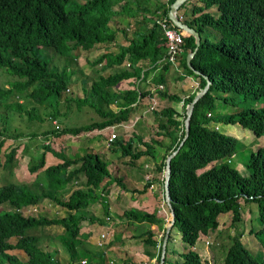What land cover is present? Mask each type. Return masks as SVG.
<instances>
[{"label":"trees","instance_id":"trees-1","mask_svg":"<svg viewBox=\"0 0 264 264\" xmlns=\"http://www.w3.org/2000/svg\"><path fill=\"white\" fill-rule=\"evenodd\" d=\"M171 1L0 0V73L7 77V85H0V105L5 111L1 118L0 146L4 137L15 139L24 134L8 127L10 118L25 113L26 119L50 120L59 113L61 99L64 108H69L71 102L76 107L86 105L97 118L73 126L54 127L51 123L52 127L40 131L44 136L102 130L101 135L107 138L110 128L128 121L141 103H155L156 99L164 98L167 101L163 105L150 106L152 122L147 138L132 129L131 135L114 136L107 142L112 150L118 151L119 162L133 165L140 156L153 162L155 174L146 177L139 189L131 188L130 193H142L152 181L158 180L161 195L164 156L182 136L185 104L205 83L202 75L186 66L185 54L193 49L194 41L168 19ZM177 13L199 33L200 41L190 62L211 82L194 102L188 134L170 159L168 189L174 221L166 239L163 264H201L195 240L217 227L221 213L230 211L231 222L237 221L240 202H252L255 206L253 219L257 227L251 225L248 231L260 236L263 251L259 256L254 255L243 245L241 232H235L229 235L222 262L264 264V143L247 153L244 165L248 173L241 175L227 164L229 156L237 150L238 140L217 126L236 123L254 136H264V103L258 107H240L234 113L226 110L227 104L236 105L238 96L257 99L264 95V0H185L177 7ZM160 20L181 36L176 61L182 70L175 74H169L172 63L166 58L168 40ZM94 49L99 50L98 54L88 60V65H100L95 74L90 77L84 74L81 78L83 95L64 96V90L74 82L70 77L74 70L66 71L65 64L58 65L52 55L75 59L79 50ZM186 76L196 80L197 88L180 95L171 89V81ZM148 80L151 88L146 87ZM122 81L125 85L118 86ZM24 99H33L49 109L41 115L32 113V108L22 103ZM177 102L179 107L175 105ZM26 133L35 136L37 131ZM132 136L142 146L134 144ZM160 147L163 150L157 156ZM16 149L15 145L10 147L1 163L8 176L0 181V264H83L85 261H76L72 239L87 236L81 230L83 220L91 224L106 220L75 211L97 200L107 213L104 194L112 183L128 190L124 174L111 172L109 161L98 151L87 149L69 155L61 146L55 150L43 143L38 157L27 163V170L34 173L30 183L12 180L9 177ZM47 152L59 160L46 163ZM222 158L223 164L215 163ZM79 176H83L82 186L76 185L63 197L61 191L66 184ZM42 197L65 208L66 213L47 217L22 212L23 207L35 204ZM122 215L128 227L147 222L161 228L159 239L153 237L150 229L136 236H140L146 255L157 264L163 217L156 210L134 207L124 209ZM51 224L62 228V243L67 249L65 261L56 257L54 247L40 244L39 231ZM173 234L181 242L180 250L172 249L169 244L167 247ZM10 237L14 239L11 241ZM167 249L177 257L166 259ZM95 254L103 258L102 253ZM128 263L142 264L132 259ZM121 264H125V259Z\"/></svg>","mask_w":264,"mask_h":264},{"label":"rangeland","instance_id":"rangeland-1","mask_svg":"<svg viewBox=\"0 0 264 264\" xmlns=\"http://www.w3.org/2000/svg\"><path fill=\"white\" fill-rule=\"evenodd\" d=\"M80 2L81 0H72ZM119 39V36L117 37ZM99 50L84 51L79 50L78 56L75 59L58 57L52 55L53 60L58 64H65L66 71L73 69L71 74V79L74 80L70 88L65 89L63 95L65 96H82V81L81 78L86 75L90 77L95 74V69L99 67L100 64H95L93 66L88 65V60L93 59ZM177 61L172 63L171 71L176 73L181 71L182 67H176ZM176 68H180L176 70ZM112 70V68L110 69ZM187 77V76H186ZM7 77L3 73H0V85L6 86ZM189 79V84L187 85L184 81H172L170 88L173 91L178 92L180 95H185L191 90L197 88L196 80L192 77H187ZM86 85V84H84ZM125 85L122 81L118 86ZM13 97V96H12ZM63 97V96H61ZM18 101L21 99L14 96ZM11 100V97L9 98ZM26 108H32V113L43 114L44 110H48V107H44L33 101V99H24L22 101ZM264 103V95L253 99L251 97H246L241 99L239 96L236 98V105L227 104L226 110L233 111V113L240 107L251 106L258 107ZM69 108L63 107V99L59 101L58 110L59 113L55 117L59 124V127L63 125L73 126L82 125L90 121L91 119H96L97 115L92 108L88 106L76 107L74 102H71ZM159 107L163 105L158 99L155 103L144 104L140 108H144L143 112L136 110L132 114L131 118L123 123L122 125L110 128V131L116 133L115 136H129L132 129L138 131L141 135L147 138L151 129L152 113L149 111L150 106L153 105ZM180 102L175 103L179 107ZM110 107L115 108L114 104H110ZM5 115L4 108L0 105V125L2 124L1 118ZM6 117H9L6 114ZM211 123V122H210ZM221 127L225 133L235 136L238 140L237 150L229 156L228 165L234 167L241 175H246L248 170L244 165V160L247 153L250 150H254L258 145L264 143V136H254L252 132L247 128H240L236 123H226L224 125H217ZM8 127H15L17 130L24 132L20 134L15 139L13 137H4V140L0 146V181L7 178L8 173L5 168H2V161L4 158V153L12 146H17V149L13 153L12 157V175L9 177L12 180L22 181L30 183L34 175L33 172L27 170V163L30 160L36 159L41 152L42 144L48 143L55 150H58L59 146L64 149V152L69 155L80 154L84 150L91 149L98 151L106 160H108V168L111 172L124 174V179L128 190H122L118 184L112 183L110 185L108 193L104 194L105 203L107 204V213H104L103 208L99 201H94L92 204L88 205L86 208H81L76 210L75 213L82 212L86 216H92L99 220H106L105 225L91 224L83 220L81 224V230L87 232V236H76L72 239V246L76 256V261H85L83 264H121L125 259V264L132 259L135 262H140L142 264H148L150 258L142 249V243L140 241V236L138 233L144 231L145 229H150L153 236L159 239L162 230L158 228L156 224H149L147 222L135 223L133 225L127 226L124 221L122 211L128 209L129 207H134L137 209H144L147 211L156 210V213L163 217V221L168 217V209L166 204L161 197L159 182H151L152 185H148L144 192L137 194L134 191L131 192V188L139 189L146 177H152L155 173L153 170V162L149 160L148 157L140 156L134 160V164L119 162L117 158L118 151L112 150L107 144V139L104 138L102 130L100 131H89L80 132L78 134H72L70 132L61 133L58 137H53L51 134L44 136L40 131L44 128H49L51 126V121L43 119L38 121L37 119H26L25 113L19 116L10 118ZM37 131L35 136H31L27 131ZM26 133V134H25ZM110 133V132H109ZM109 135V134H108ZM134 144L140 145L135 138ZM162 147L158 148L157 156L162 152ZM46 163L51 161L59 160L54 154L46 153ZM126 158H124L125 160ZM128 160V159H127ZM126 161V160H125ZM225 159H218L215 161L216 164H223ZM137 164L138 167L135 165ZM145 165V167H144ZM128 171V172H126ZM145 175V176H144ZM83 176H79L76 180H73L70 184H66L65 188L61 191L63 197H66L68 192L76 187V185L82 186ZM158 181V180H156ZM156 183V184H154ZM33 186V184H32ZM36 188V186H35ZM125 191V192H124ZM134 194V196H131ZM23 213H32L34 215H45L47 217L54 215H64L66 209L58 206L54 201L42 197L37 200L35 204L28 207H23ZM256 214L255 206L252 202H240V218L233 223L230 220L231 212L226 211L218 215V225L217 227L209 232L206 236H201L194 242V247L200 254L202 258L201 264H223L222 256L229 243V235L235 232H241L240 239L245 247H247L254 255L259 256L263 249L260 245V236L249 232L248 229L252 225L257 227V222L254 221L253 217ZM108 217V218H106ZM165 223V222H164ZM89 231H93L91 236H88ZM104 231V237L102 238L101 244L97 245L96 235ZM42 233L40 239V244L46 248H55L56 257L61 261H65L67 258V249L62 243L64 235L62 233V228L60 225H47L41 228L39 231ZM89 233V234H88ZM135 235V236H134ZM11 241L13 237L9 238ZM205 241H207L205 243ZM168 244L175 250L180 249L181 242L177 238L176 234H173V240L168 241ZM167 249L166 259L169 257L170 253ZM15 252V251H13ZM100 252L103 254V258L98 257L95 253ZM17 255H19L17 253ZM152 264H155L154 258L151 260Z\"/></svg>","mask_w":264,"mask_h":264},{"label":"water","instance_id":"water-1","mask_svg":"<svg viewBox=\"0 0 264 264\" xmlns=\"http://www.w3.org/2000/svg\"><path fill=\"white\" fill-rule=\"evenodd\" d=\"M185 0H172L169 4L168 10H167V17L171 21V23L183 30L184 32L190 34L193 37L194 41V47L191 51L187 52L185 54V63L186 66L191 69L194 73L200 74L204 77L205 83L203 86L198 88L189 102H187L184 106V117L182 119V125H183V133L181 138L179 139L177 145L164 156V165L162 169V197L163 201L167 206L168 209V217L165 219L164 223V228H163V234L160 242V249H159V256H158V261L157 264H163L164 260V255H165V244H166V239L168 236L169 229L174 221V211L171 205V198L169 195V189H168V179H169V174H170V159L171 157L177 152L179 146L182 144L183 140L186 138L189 130V118L190 114L192 111V107L194 102L202 96V94L207 90L209 84H210V79L207 77L206 74L201 73L200 70L196 69L193 67V65L190 62L191 57L193 56L197 45L199 44L200 41V36L198 31L189 26L187 23L183 22L179 17L177 13V7Z\"/></svg>","mask_w":264,"mask_h":264},{"label":"built area","instance_id":"built-area-1","mask_svg":"<svg viewBox=\"0 0 264 264\" xmlns=\"http://www.w3.org/2000/svg\"><path fill=\"white\" fill-rule=\"evenodd\" d=\"M178 17L181 19V15L178 14ZM159 24L162 28L163 34L166 37V39L168 40V48H167V56L166 58L171 62H175L176 61V54L181 50L180 48V42H181V36L180 33L175 29L172 28L170 26H168L164 20H160ZM159 87H161V85H158ZM51 123L53 124L54 127H58L59 124L56 121L55 118H51L50 119ZM115 136V132L111 131L109 133V136L107 137V140H110L111 138H113ZM150 186L152 185V183L149 184ZM108 218V217H106ZM104 237V231H100L97 235H96V244L100 245L102 238ZM207 241H205L206 243ZM167 264V263H165Z\"/></svg>","mask_w":264,"mask_h":264},{"label":"crops","instance_id":"crops-1","mask_svg":"<svg viewBox=\"0 0 264 264\" xmlns=\"http://www.w3.org/2000/svg\"><path fill=\"white\" fill-rule=\"evenodd\" d=\"M178 69H180V68H176V70H178ZM177 72H179V71H177ZM169 74H175L173 71H171V69H170V72H169ZM187 77H189V76H187ZM187 77H185V78H183L182 80H180V81H184V82H186V84L188 85L189 84V79H187ZM191 77V76H190ZM170 81H171V79H170ZM173 81V80H172ZM171 81V82H172ZM178 81V80H177ZM179 82V81H178ZM147 86L146 87H149V88H151L152 87V83H151V81L150 80H148L147 81ZM155 100V99H154ZM159 101L160 102H162V103H165L167 100L166 99H164V98H162V99H159ZM141 105H144V103H141L140 104V106ZM141 107H143V106H141ZM145 109L144 108H140L139 107V109H138V111H141V112H143ZM135 111H136V109H135ZM135 111H134V113H135ZM107 139V138H106ZM109 140H107V142H108ZM137 167H138V165L137 164H135ZM144 167H145V165H144ZM126 172H128V171H126ZM145 176V175H144ZM140 182H143V180H141ZM152 182H156V183H158V181H156V180H154V181H152ZM71 182H69V184H70ZM156 183H154V184H156ZM126 191V190H125ZM124 191V192H125ZM135 193H137V192H135ZM137 194H139V193H137ZM141 194V193H140ZM132 196H134V194H132ZM28 206H31V205H28ZM28 206H25V207H28ZM93 225V224H92ZM97 225H105V221H102V223L101 224H98L97 223ZM85 232V231H84ZM90 233V234H89ZM89 235L88 236H91V234H93V231H89ZM154 234V233H153ZM155 239H157L155 236H153ZM180 247V246H179ZM172 249H174L173 247H171ZM142 249H143V247H142ZM177 250H180V249H177ZM143 251H144V249H143ZM145 252V251H144ZM169 257H172V258H176L177 257V254L175 253V252H170V255H169ZM153 259V257L152 258H150V261Z\"/></svg>","mask_w":264,"mask_h":264},{"label":"bare ground","instance_id":"bare-ground-1","mask_svg":"<svg viewBox=\"0 0 264 264\" xmlns=\"http://www.w3.org/2000/svg\"><path fill=\"white\" fill-rule=\"evenodd\" d=\"M183 54V53H182Z\"/></svg>","mask_w":264,"mask_h":264}]
</instances>
